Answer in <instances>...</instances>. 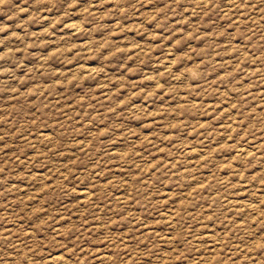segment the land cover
I'll return each instance as SVG.
<instances>
[{
    "label": "rangeland",
    "instance_id": "obj_1",
    "mask_svg": "<svg viewBox=\"0 0 264 264\" xmlns=\"http://www.w3.org/2000/svg\"><path fill=\"white\" fill-rule=\"evenodd\" d=\"M263 148L264 0H0V264H264Z\"/></svg>",
    "mask_w": 264,
    "mask_h": 264
},
{
    "label": "bare ground",
    "instance_id": "obj_2",
    "mask_svg": "<svg viewBox=\"0 0 264 264\" xmlns=\"http://www.w3.org/2000/svg\"><path fill=\"white\" fill-rule=\"evenodd\" d=\"M196 4H197V3H196ZM203 4H204V3H203ZM200 5H201V3H200ZM72 24H73V23H72ZM72 24L68 26L69 29H70V31H72V32H77V31H78V26H75V25H72ZM76 25H77V24H76ZM167 67H168V66H167ZM162 68H163V67H162ZM88 69H89V68H88ZM164 69H165V68H164ZM166 69H168V68H166ZM87 73H88V72H87ZM196 105H197V104H196ZM191 108H192V107H191ZM193 108H194V106H193ZM198 108H199V106H198ZM192 110H193V109H192ZM195 110H196V109H195ZM138 112H139V111H138ZM235 123H236V122H235ZM236 124H237V123H236ZM237 126H238V125H237ZM239 126H240V124H239ZM232 128H233V125H232V126H229V127H226V129H228L229 131H230ZM238 128H239V127H238ZM235 129H237V128H235ZM224 131H225V130H224ZM229 131H228V132H229ZM226 132H227V131H226ZM248 145H249V144H248ZM263 149H264V148H263ZM254 150H255V149H254ZM254 150H251V152H248V153H252V151L254 152ZM249 151H250V150H249ZM240 152L244 153V155H247V154H248L246 150H241ZM189 153H190V151H189ZM246 153H247V154H246ZM192 154H193V153H192ZM259 154H260V153H259ZM190 155H191V154H190ZM238 155H239V154H238ZM254 155H255V154H254ZM242 156H243V155H242ZM239 157H240V156H239ZM239 157H238V159L240 160L241 158H239ZM249 157H250V156H249ZM249 157H248V158H249ZM261 158H262V157H261ZM234 159H236V158H234ZM246 159H247V158H246ZM232 166H233V165H232ZM232 166H231V167H232ZM231 167H230V168H231ZM241 186H242V184H241ZM245 186H246V185H245ZM245 186H243V187H245ZM247 186H248V184H247ZM238 188H239V187H238ZM246 188H247V187H246ZM246 188H245V189H246ZM249 189H250V188H249ZM241 190H243V188H242ZM247 190H248V189H247ZM251 191H252V189H251ZM251 191H250V192H251ZM244 192H246V191H244ZM247 192H249V191H247ZM80 193H81V192H80ZM83 193H84V192H83ZM261 193H262V192H261ZM81 194H82V193H81ZM84 194H85V193H84ZM84 194H82V195H84ZM86 194H88V193H86ZM254 195H255V194H254ZM245 196H246V195H245ZM251 196H252V194H251ZM249 197H250V196H249ZM255 197H256V196H255ZM260 197H261V196H260ZM260 197H259V198H260ZM82 198H83V197H82ZM85 198H88V195H87ZM85 198H84V199H85ZM252 198H253V197H252ZM259 198H258V200H259ZM255 199H256V198H255ZM235 200H236V199H235ZM251 200H252V199H251ZM83 201H84V200H83ZM237 201H238V200H237ZM234 202H235V201H234ZM243 202H244V201H243ZM249 202H250V201H249ZM237 203H238V202H237ZM258 203H259V202H258ZM230 204H231V203H230ZM238 204H239V203H238ZM238 204H237V205H238ZM240 204H243V203L241 202ZM244 204H245V203H244ZM237 205H236V207H238ZM246 205H247V204H246ZM246 205H245V206H246ZM243 207H244V206H243ZM246 207H248V206H246ZM250 207H251V206H250ZM250 207H249V208H250ZM241 208H242V207H241ZM235 209L238 210V208H235ZM243 209H244V208H243ZM244 211H246V210H244ZM238 212H239V211H238ZM169 213H170V212H169ZM171 213H172V211H171ZM241 214H242V213H241ZM163 215H164V214H163ZM173 216H174V215H173ZM243 216H245V215L243 214ZM246 216H247V215H246ZM246 216H245V217H246ZM163 217H164V216H163ZM163 217H161V219H162ZM247 217H248V216H247ZM163 219H164V218H163ZM166 219H167L168 221H172V216H171L170 214H168V215L166 216ZM166 219H165L164 223L166 222ZM246 219H247V218H246ZM246 219H245V220H246ZM174 220H175V219H174ZM162 221H163V220H162ZM249 221H250V220H249ZM169 223H170V222H169ZM174 223H175V222H173V224H174ZM168 227H169V226H168ZM169 228H170V227H169ZM213 239H214V238H213ZM212 243H214V241H213ZM214 244H215V243H214ZM104 257H105V256H104ZM105 259H106V258H105ZM210 259H211V258H210ZM53 260L56 261L57 259H54V258H53ZM102 261H103V260H102ZM205 261H206V260H205ZM210 261H211V260H210ZM210 261H209V262H210ZM50 263H51V262H50ZM203 263H204V262H203ZM213 263H214V262H213ZM208 264H209V263H208Z\"/></svg>",
    "mask_w": 264,
    "mask_h": 264
}]
</instances>
